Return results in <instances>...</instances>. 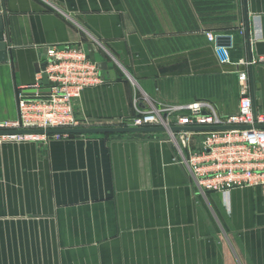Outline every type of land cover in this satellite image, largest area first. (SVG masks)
<instances>
[{
	"label": "crops",
	"instance_id": "obj_1",
	"mask_svg": "<svg viewBox=\"0 0 264 264\" xmlns=\"http://www.w3.org/2000/svg\"><path fill=\"white\" fill-rule=\"evenodd\" d=\"M2 8L11 45L0 62V123L17 118L18 90L44 94L33 86L45 46L78 42L104 79L74 101L90 128H119L134 104L147 108L144 97L156 106L206 100L233 114L243 70L264 113V65L220 64L204 34L230 38L233 62L264 56V0H0ZM173 155L146 133L0 144V264H264L262 190L200 192Z\"/></svg>",
	"mask_w": 264,
	"mask_h": 264
},
{
	"label": "built area",
	"instance_id": "obj_2",
	"mask_svg": "<svg viewBox=\"0 0 264 264\" xmlns=\"http://www.w3.org/2000/svg\"><path fill=\"white\" fill-rule=\"evenodd\" d=\"M242 34L243 31L240 30ZM220 64L250 68L264 65V56L233 62L229 51L231 39L207 31ZM46 47V64L37 76L34 89L41 88V74L47 77L49 92L38 97L17 93V118L0 123V144L27 143L40 139H64L72 135L50 136L21 131L70 130L90 128L74 114V101L88 88L104 82L98 64L92 61L83 44H51ZM246 71H238L240 100L233 114L219 115L215 105L206 100L184 104H159L146 97V109L135 106L136 115L119 128L161 129L146 133L148 138L168 145L173 161L186 169L200 192H227L232 188L258 187L264 194V113L254 111L248 95ZM232 127L233 129H213Z\"/></svg>",
	"mask_w": 264,
	"mask_h": 264
},
{
	"label": "water",
	"instance_id": "obj_3",
	"mask_svg": "<svg viewBox=\"0 0 264 264\" xmlns=\"http://www.w3.org/2000/svg\"><path fill=\"white\" fill-rule=\"evenodd\" d=\"M10 38L8 34V25L6 21V11L2 8L0 12V62L6 61L7 54L9 53L10 47ZM46 64V50L44 49L43 55L41 56L40 65L37 68V74L40 71H43V68ZM101 67V66H99ZM47 77L44 74H41V80L39 81V86L44 87L47 85ZM43 93H48L49 89L44 88L40 90ZM213 129H233L232 127H219ZM161 129L154 128H83V129H70V130H38V131H21L19 133H32L37 135H54V134H66V135H86V134H130V133H147L160 131ZM7 132H0L4 134Z\"/></svg>",
	"mask_w": 264,
	"mask_h": 264
},
{
	"label": "rangeland",
	"instance_id": "obj_4",
	"mask_svg": "<svg viewBox=\"0 0 264 264\" xmlns=\"http://www.w3.org/2000/svg\"><path fill=\"white\" fill-rule=\"evenodd\" d=\"M93 43V42H92ZM96 45H97V43H96Z\"/></svg>",
	"mask_w": 264,
	"mask_h": 264
}]
</instances>
